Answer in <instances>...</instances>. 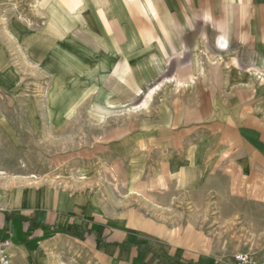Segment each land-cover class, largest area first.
<instances>
[{
	"label": "crops",
	"instance_id": "obj_1",
	"mask_svg": "<svg viewBox=\"0 0 264 264\" xmlns=\"http://www.w3.org/2000/svg\"><path fill=\"white\" fill-rule=\"evenodd\" d=\"M194 46L221 54L217 80L195 90ZM180 68L192 78H178ZM256 74L264 0H0V134L16 150L21 134L94 135L69 157H39L46 167L76 160L80 172L61 186L47 174L0 175V240L11 241L12 264L71 252L87 264L203 260L163 218L219 162L262 186L255 200L264 202Z\"/></svg>",
	"mask_w": 264,
	"mask_h": 264
},
{
	"label": "rangeland",
	"instance_id": "obj_2",
	"mask_svg": "<svg viewBox=\"0 0 264 264\" xmlns=\"http://www.w3.org/2000/svg\"><path fill=\"white\" fill-rule=\"evenodd\" d=\"M190 24L193 23L183 22V27H188ZM201 50L203 54L200 53L202 51H196L195 46L193 48L194 90L199 88L197 85L200 82L205 83L207 78L216 81L220 72L216 67L221 61V54L213 55L205 48ZM226 56L232 59L235 55L229 53ZM181 57L183 58V54ZM201 57L207 62L205 66L207 68L200 67L198 70L195 66L198 65L196 62L201 60ZM170 74L171 71L167 72L165 78H170L172 76ZM180 75L188 79L192 78L188 68L178 69V78L181 77ZM260 77L264 76L255 75L256 79ZM177 82L181 83L182 79H178ZM157 86L158 82L145 93V96L149 93L150 97ZM88 131L92 132V130ZM93 136L92 133L21 134L22 146L16 150L13 142L0 134V175L23 174L34 180V177L47 174L50 183L61 186L70 179V176H76L80 172L76 160L71 159L69 163L59 162L46 167L44 164L39 165V157L45 158L46 154L48 157L51 154L55 157L64 154L69 157L76 154V148L85 137ZM240 176L229 169L226 163L219 162L193 191V199H176L171 204L172 209L164 215L163 220L168 232L173 236H184L183 248L192 249L197 253V259H203L196 262L198 264H201V261L206 264H232V255L236 252L249 253L264 264V202L257 201L258 197L262 196L263 189L262 186L245 185L244 178ZM190 241L192 245L188 244ZM159 248L161 247H157ZM53 264L87 263L80 261L71 252L69 255L61 253L56 255Z\"/></svg>",
	"mask_w": 264,
	"mask_h": 264
},
{
	"label": "built area",
	"instance_id": "obj_3",
	"mask_svg": "<svg viewBox=\"0 0 264 264\" xmlns=\"http://www.w3.org/2000/svg\"><path fill=\"white\" fill-rule=\"evenodd\" d=\"M11 241L9 239L0 240V264H12L11 261ZM232 264H262L249 253L236 252L232 255Z\"/></svg>",
	"mask_w": 264,
	"mask_h": 264
}]
</instances>
